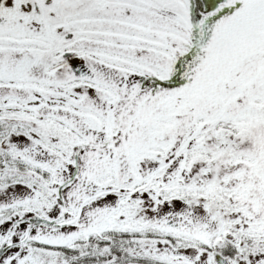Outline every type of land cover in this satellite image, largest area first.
<instances>
[{"label": "snow or ice", "instance_id": "1", "mask_svg": "<svg viewBox=\"0 0 264 264\" xmlns=\"http://www.w3.org/2000/svg\"><path fill=\"white\" fill-rule=\"evenodd\" d=\"M0 264H264V0H0Z\"/></svg>", "mask_w": 264, "mask_h": 264}]
</instances>
